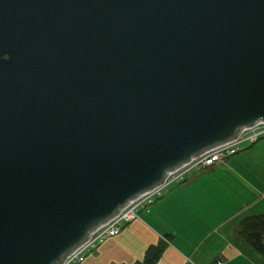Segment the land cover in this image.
I'll return each instance as SVG.
<instances>
[{
    "label": "water",
    "instance_id": "95a60500",
    "mask_svg": "<svg viewBox=\"0 0 264 264\" xmlns=\"http://www.w3.org/2000/svg\"><path fill=\"white\" fill-rule=\"evenodd\" d=\"M264 122V0H0V264H60Z\"/></svg>",
    "mask_w": 264,
    "mask_h": 264
},
{
    "label": "crops",
    "instance_id": "0c3cea01",
    "mask_svg": "<svg viewBox=\"0 0 264 264\" xmlns=\"http://www.w3.org/2000/svg\"><path fill=\"white\" fill-rule=\"evenodd\" d=\"M263 139L169 186L81 264H131L161 241L166 248L157 264H264L238 234L241 219L264 210Z\"/></svg>",
    "mask_w": 264,
    "mask_h": 264
},
{
    "label": "built area",
    "instance_id": "2783aa9c",
    "mask_svg": "<svg viewBox=\"0 0 264 264\" xmlns=\"http://www.w3.org/2000/svg\"><path fill=\"white\" fill-rule=\"evenodd\" d=\"M264 122L252 128L244 130L239 137L218 146L196 160L192 161L181 170L169 174L166 181L153 191L147 192L138 199L127 205L119 214L113 216L106 224L93 231L88 238L64 258L60 264H81L89 254L100 247L106 240L121 233L123 228L130 222L140 217L141 210H149L160 199L167 188L174 183L186 180L194 170H201L223 163L226 159L236 154L247 143L257 142L264 135Z\"/></svg>",
    "mask_w": 264,
    "mask_h": 264
},
{
    "label": "trees",
    "instance_id": "16d2710c",
    "mask_svg": "<svg viewBox=\"0 0 264 264\" xmlns=\"http://www.w3.org/2000/svg\"><path fill=\"white\" fill-rule=\"evenodd\" d=\"M238 234L264 256V210L261 213H254L241 219L239 222ZM165 248L166 243L164 241L150 245L143 259L131 264H157Z\"/></svg>",
    "mask_w": 264,
    "mask_h": 264
},
{
    "label": "rangeland",
    "instance_id": "374dc122",
    "mask_svg": "<svg viewBox=\"0 0 264 264\" xmlns=\"http://www.w3.org/2000/svg\"><path fill=\"white\" fill-rule=\"evenodd\" d=\"M263 133H264V132H263ZM262 137H264V135H263ZM262 137H261V138H262ZM261 138H260V139H261ZM260 139H259V140H260ZM259 140H258V141H259ZM263 140H264V139H263ZM259 142H261V141H259ZM254 143H256V142H254ZM252 144H253V143H247L246 145H252ZM246 145L242 146L238 152H240V151H241ZM238 152H237V153H238ZM237 153H236V154H237ZM234 155H235V154H234ZM234 155H233V156H234Z\"/></svg>",
    "mask_w": 264,
    "mask_h": 264
}]
</instances>
